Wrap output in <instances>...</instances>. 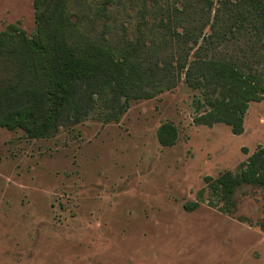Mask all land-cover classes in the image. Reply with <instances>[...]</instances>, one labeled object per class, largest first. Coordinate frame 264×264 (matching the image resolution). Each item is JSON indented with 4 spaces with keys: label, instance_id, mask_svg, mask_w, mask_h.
<instances>
[{
    "label": "rangeland",
    "instance_id": "1",
    "mask_svg": "<svg viewBox=\"0 0 264 264\" xmlns=\"http://www.w3.org/2000/svg\"><path fill=\"white\" fill-rule=\"evenodd\" d=\"M128 3L114 12L118 35L136 30ZM9 24L33 36L34 0H0V32ZM200 95L182 72L174 88L131 100L119 120L98 99L49 137L0 127V264H264L260 194L239 205L252 224L206 202L184 208L206 176L238 171L264 145V100L250 102L234 134L195 122ZM167 121L179 134L163 146Z\"/></svg>",
    "mask_w": 264,
    "mask_h": 264
},
{
    "label": "trees",
    "instance_id": "2",
    "mask_svg": "<svg viewBox=\"0 0 264 264\" xmlns=\"http://www.w3.org/2000/svg\"><path fill=\"white\" fill-rule=\"evenodd\" d=\"M120 1L34 0L33 36L15 24L0 32V127L49 137L83 121L98 99L119 120L131 100L174 88L183 72L201 91L195 122L242 133L250 102L264 100V0H128L130 36L115 31ZM178 134L169 121L157 133L163 146ZM205 182L186 210L206 202L252 224L239 205L260 194L264 232V145L238 171Z\"/></svg>",
    "mask_w": 264,
    "mask_h": 264
}]
</instances>
